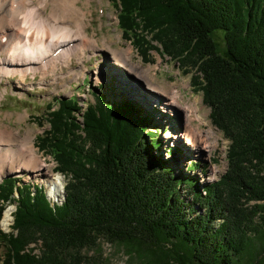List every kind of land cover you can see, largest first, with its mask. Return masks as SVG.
Instances as JSON below:
<instances>
[{"label":"trees","instance_id":"obj_1","mask_svg":"<svg viewBox=\"0 0 264 264\" xmlns=\"http://www.w3.org/2000/svg\"><path fill=\"white\" fill-rule=\"evenodd\" d=\"M111 1L144 62L160 51L196 72L229 142L227 170L205 186L177 177L155 155L167 128L134 100L94 93L82 112L77 98H55L34 118L49 126L35 147L65 177L64 201L52 207L41 186L6 176L0 220L8 202L15 211L0 264H107L101 242L129 264H264V0Z\"/></svg>","mask_w":264,"mask_h":264},{"label":"rangeland","instance_id":"obj_2","mask_svg":"<svg viewBox=\"0 0 264 264\" xmlns=\"http://www.w3.org/2000/svg\"><path fill=\"white\" fill-rule=\"evenodd\" d=\"M14 1L16 3L18 0ZM48 1L50 7L45 10L46 14L52 13V16L58 19L66 17L67 6L65 4L59 3L58 0ZM89 4L87 5L85 0H78L77 3L79 8L86 12V23L88 24L86 33L98 40L100 50H85L82 66L74 58L67 65L60 63L53 66L40 63L31 64L35 71L25 75L21 80L19 75H11L9 71L0 70V182L6 176H12L21 179L22 183L41 186L45 191L46 199L52 202L55 199L50 200L48 194L49 189L53 188L50 180L58 179L60 194L55 203L61 204L63 201L61 200V193H64L66 179L54 172L55 162L51 156L42 154L35 147L38 137L42 136L44 131L49 129V126L46 122L38 125L34 118H42L44 113L48 112L47 104H53L55 98L69 99L75 97L82 111H84L89 104L93 103L91 94L94 93L104 94L108 101L117 102L129 98L137 102L143 111L146 109L147 112L152 113L153 109H156L160 115H156V118L152 119V124L161 128L166 127L168 130L160 133L159 140L162 142V153L155 155L160 157L162 161H166L167 168L172 170L180 179H197L200 186L216 181L227 170L226 154L229 142L224 139L222 132L212 124L210 109L203 104L201 92L197 91L192 83V78L196 76V72L184 75L178 64L162 55L160 51H150L149 62H144L129 42L123 39L118 26L117 10L114 3L111 0H89ZM37 21L38 19L34 18V22ZM33 27V39L30 38L27 42L32 45V48L27 47V43L13 47L12 42L9 44V48L4 49L3 46H0V60H10L8 57L10 51L18 56H21L23 51L25 54L39 52L38 41L45 42V40L40 39L39 24L37 23ZM0 37L3 38L1 33ZM105 39L106 46L104 45V47ZM8 42L10 41L7 39L4 43L0 42V45H7ZM128 45L131 48L130 57L132 61L138 62L142 67L150 70L149 78L154 84L165 91L175 87L181 94L179 100L181 106H185L187 102L193 104L197 99L200 113L208 114L207 119L218 135V144L211 151V159L195 155L191 152L189 145L187 147L183 141L178 142L172 139L176 137L175 132L181 130L180 122L182 123V120L178 121V118L170 117V112L167 110L170 107L164 105L168 97L158 99L157 103L154 102L155 100L151 102L152 94L150 96V93L145 91L144 82L138 80L133 74L127 73L126 68L112 64L110 49L120 51L126 49ZM17 48L19 50L16 53ZM40 57L41 53L34 55L37 60ZM19 60L22 58L15 61ZM77 118L81 121L80 116ZM204 128L202 127V129ZM169 130L171 133H168ZM177 139H179L178 136ZM28 145H31V150ZM167 149L170 151L176 149V154L166 153ZM212 169H217L214 176L210 174ZM15 170L17 171L14 172ZM14 198H17L16 195ZM9 211L8 208H5L0 220V230L5 233L10 228L5 230L2 228V224L3 220L9 217ZM11 223L9 221L8 224L11 225ZM99 246L107 264H129L124 253L115 246L104 242H101ZM93 252L95 251H90L89 255H93ZM1 253L2 250L0 249ZM35 253L37 254V251Z\"/></svg>","mask_w":264,"mask_h":264},{"label":"bare ground","instance_id":"obj_3","mask_svg":"<svg viewBox=\"0 0 264 264\" xmlns=\"http://www.w3.org/2000/svg\"><path fill=\"white\" fill-rule=\"evenodd\" d=\"M85 1L87 5H90L89 0ZM58 2L67 6V15L63 19L53 17L52 13H45V10L50 7L48 0H18L16 3L14 0H0V33L3 35V38L0 37V42L4 43L7 39L10 41L7 45L0 46H3L4 49L9 48L11 42L12 45L14 44L13 47L19 44L25 45L30 38L33 39V26L37 23L41 30V32H38L40 39L45 40V42L38 41L40 51H35V54L41 53L39 60L34 58L35 54H25V51H23V54L18 56L10 51L8 55L10 60H0V70L9 71L11 75H19L21 80L25 75L35 71L31 64L40 63L53 66L60 63L67 65L74 58L82 66L84 61L82 57L85 50L95 51L100 48L98 47V40L93 35H91L93 37H90L86 33L88 25L86 23V12L79 8L77 5L78 0H58ZM34 18H37L38 21L34 22ZM104 45L106 46V39L103 42ZM26 46L32 48L31 44L27 43ZM130 49L129 45L126 49L120 51L110 49L112 64L126 68L127 73L133 74L138 80L144 82L145 91L150 93V96L152 94L153 99L151 102L155 100L154 102L157 103L158 99L168 97L164 105L170 107L167 110L170 112L171 118L175 117L178 118V121L182 120V123L180 122V127L183 131L181 136L184 138L185 144L191 147V152L195 155L211 159V151L218 144V135L207 119L208 114L200 113L197 99L193 104L187 102L185 106H181L179 102L181 94L179 91L175 87L165 91L154 84L149 78L150 70L145 69L138 62L132 61ZM18 50L19 48L16 49V53ZM21 58L22 60L15 61ZM202 127L205 128L202 129ZM172 139L180 142L177 137ZM28 146H30L29 149L31 150V145ZM216 172L217 169H212L210 172L211 176H214ZM50 183L53 188L52 190L49 189V196L58 198L60 188L58 179H51ZM8 218L3 220V226H8L10 221Z\"/></svg>","mask_w":264,"mask_h":264},{"label":"built area","instance_id":"obj_4","mask_svg":"<svg viewBox=\"0 0 264 264\" xmlns=\"http://www.w3.org/2000/svg\"><path fill=\"white\" fill-rule=\"evenodd\" d=\"M58 174V173H57ZM62 176V175H61ZM63 178H64V176H62ZM52 190V189H51ZM59 194H60V192H59ZM62 194V199L61 200H63L64 201V193H61ZM59 198V197H58ZM55 200H53V198L52 197H50V200H53L52 202H49V204L53 207V206H59V205H61L62 203H63V201H62V203L61 204H58V203H55V201H57V198H54ZM6 208H8V210H10V214H9V218H10V221L12 222L11 223V225L13 224V217H12V213L14 212V206H12V205H8ZM11 225H9L8 224V226H3L2 225V228L3 229H5V230H7V229H9L10 227H11ZM11 232V228H10V230L8 231V232H3V233H5V234H8V233H10Z\"/></svg>","mask_w":264,"mask_h":264},{"label":"water","instance_id":"obj_5","mask_svg":"<svg viewBox=\"0 0 264 264\" xmlns=\"http://www.w3.org/2000/svg\"><path fill=\"white\" fill-rule=\"evenodd\" d=\"M85 111V110H84ZM83 112V111H82ZM81 117V116H80ZM14 211H15V209H14Z\"/></svg>","mask_w":264,"mask_h":264}]
</instances>
